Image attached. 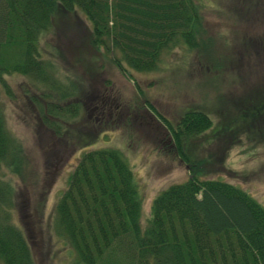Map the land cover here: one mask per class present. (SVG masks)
Returning a JSON list of instances; mask_svg holds the SVG:
<instances>
[{"label": "trees", "instance_id": "1", "mask_svg": "<svg viewBox=\"0 0 264 264\" xmlns=\"http://www.w3.org/2000/svg\"><path fill=\"white\" fill-rule=\"evenodd\" d=\"M201 7V0H0V86L7 91L2 75L16 72L42 84L45 98L70 94L60 69L42 58L39 45L56 11L81 12L90 47L107 54L127 76V69H157L161 53L175 47L211 63L203 53L211 40L204 35ZM257 95L235 109L236 122L215 124L199 108H186L170 124L148 105L163 122L168 145L187 175L151 197L143 223L140 193L121 151L82 150L47 226L71 251L72 264H264V206L239 186L206 174L221 158L210 156L208 163L185 144L205 130L203 138L226 144L236 143L241 129L252 125V135H263L264 84ZM42 102L36 105L40 121L58 133L73 116L72 106ZM90 103L108 105L101 95ZM24 163L20 141L0 110V168L18 174ZM10 188L0 178V263L33 264L27 236L10 213Z\"/></svg>", "mask_w": 264, "mask_h": 264}, {"label": "rangeland", "instance_id": "2", "mask_svg": "<svg viewBox=\"0 0 264 264\" xmlns=\"http://www.w3.org/2000/svg\"><path fill=\"white\" fill-rule=\"evenodd\" d=\"M201 1L204 35L211 40L206 46L211 53L208 49L203 53L211 56V63L175 47L161 53L157 69H127V76L107 54L90 47L89 24L81 12L56 11L39 45L42 58L60 69L70 94L60 99L51 93L45 98L47 91L30 77L16 72L2 75L7 91L0 86L1 115L20 141L25 163L18 174L0 168V178L11 184L10 213L27 236L33 264L73 262L67 245L47 226L82 150L110 146L121 151L140 193L143 223L151 197L187 175L155 112L170 124L186 108L204 110L212 124L236 122L235 109L257 98L264 84V0ZM97 95L108 105L92 106ZM44 100L61 109L72 106L73 116L62 122L58 133L37 115L36 107ZM252 127L242 128L234 144L203 138L208 130L185 144L208 163L210 156L221 158L220 164H209L206 174L239 186L264 206V134L252 135Z\"/></svg>", "mask_w": 264, "mask_h": 264}]
</instances>
